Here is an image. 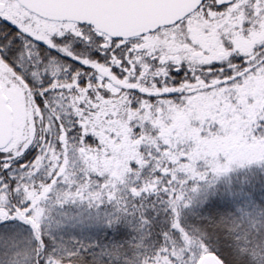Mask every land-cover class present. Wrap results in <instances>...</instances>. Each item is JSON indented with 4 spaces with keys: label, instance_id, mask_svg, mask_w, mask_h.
I'll return each mask as SVG.
<instances>
[{
    "label": "snow or ice",
    "instance_id": "1",
    "mask_svg": "<svg viewBox=\"0 0 264 264\" xmlns=\"http://www.w3.org/2000/svg\"><path fill=\"white\" fill-rule=\"evenodd\" d=\"M0 264H264V0H0Z\"/></svg>",
    "mask_w": 264,
    "mask_h": 264
}]
</instances>
